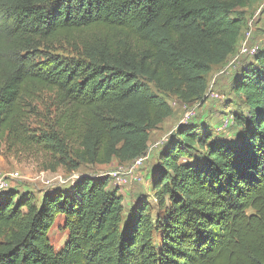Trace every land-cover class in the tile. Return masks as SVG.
Returning a JSON list of instances; mask_svg holds the SVG:
<instances>
[{"label":"trees","instance_id":"obj_1","mask_svg":"<svg viewBox=\"0 0 264 264\" xmlns=\"http://www.w3.org/2000/svg\"><path fill=\"white\" fill-rule=\"evenodd\" d=\"M251 1L0 0V151L52 156L54 169L144 155L173 114L146 83L202 101L240 39L232 14ZM246 57L233 85L246 110L229 135L179 124L148 167L153 201L139 193L126 217L107 176L0 195V264H264V53ZM181 143L201 159L185 162Z\"/></svg>","mask_w":264,"mask_h":264},{"label":"rangeland","instance_id":"obj_2","mask_svg":"<svg viewBox=\"0 0 264 264\" xmlns=\"http://www.w3.org/2000/svg\"><path fill=\"white\" fill-rule=\"evenodd\" d=\"M232 16L239 17L243 24L236 50L224 64L214 66L207 76V90L211 88L220 97L212 98L207 96L203 104L196 110L195 117L186 123L188 124L186 127H195L198 135H213V132L218 133L221 119L224 116L229 115L232 111L241 113L240 111L246 110L243 99L235 95L233 91L234 81L237 75H239V72L234 73V69L239 70L238 67L241 68L243 63L249 61L246 55L239 54L240 45L243 42H246L248 46L257 45L258 49L264 53V0H252L249 6L242 9L239 8L234 11ZM56 53H60V50ZM230 61L234 62L231 63L230 69H226ZM146 84L151 92L158 94L160 98L172 106L173 114L165 119L156 129L150 131L148 142L149 155L144 164L136 171L138 173L137 176L143 178L141 182L135 181L137 178L134 180V178L130 177L131 175L126 174L130 161H121L117 157H112L108 164L103 165L80 164L77 167H73L72 165H70L72 167H66L60 164L54 169L52 165L55 160L52 159V156L37 154V152H10L3 148L0 151V177L7 179V188L17 189L21 195L33 193L40 199L43 192L55 189H69V186L77 176L88 174L98 177H110V186L117 187L119 191L124 193V217L128 214L129 208L136 197L134 196L135 193L139 192L143 198L152 200L150 182L147 177L148 167L157 160V152L161 145L164 144L165 146V138L170 133L176 131L184 113L194 102H182L175 95L160 92L151 83ZM47 97L49 96L41 100L40 107L44 104V100L48 99ZM226 134L229 135V132L226 131ZM181 146H185L189 150V155L192 156L185 162H195L203 156L202 151L204 150L198 146L190 148L184 143H181ZM56 158L60 161L66 159L60 154L56 155ZM15 172L19 173V175H11ZM112 175H115V177H112ZM118 179H127L128 182L117 185ZM3 195H6V192ZM161 211L163 209L161 210L157 206H153V219L161 216ZM154 237L155 241H157L158 235L156 234ZM49 238L56 250L63 245L66 239V231L63 228V216L59 215L55 219L49 230Z\"/></svg>","mask_w":264,"mask_h":264},{"label":"built area","instance_id":"obj_3","mask_svg":"<svg viewBox=\"0 0 264 264\" xmlns=\"http://www.w3.org/2000/svg\"><path fill=\"white\" fill-rule=\"evenodd\" d=\"M249 36V35H247ZM258 51V46L257 45H251V46H248L246 42H243L241 45H240V48H239V54H243V55H246V56H252L254 55L256 52ZM235 58V57H234ZM235 61V60H234ZM234 61H230L229 62V65L226 67V69H230L231 68V63H233ZM234 68V67H233ZM212 97V98H219L220 95L216 93V91H212L211 88H209L208 90H206V93H205V96L203 98V100H199V101H195L193 103V105L188 108L186 110V112L184 113L181 121H180V124H186L188 123L192 118L195 117L196 115V110L203 104L204 100L206 99V97ZM233 122V115L232 113H230L229 115H226L224 116L222 119H221V122H220V127L218 128L219 132L221 131H226V129L232 124ZM166 140V138H165ZM149 155V145H148V148H147V151L144 155H141L139 157H137L136 159L130 161V163L128 164V168H127V172L126 174L128 175H131L130 177L131 178H137L135 181H138V182H141L142 181V177H138V173H136L137 169H139L143 164H144V161L147 159V156ZM11 175H14V176H18L19 173L15 172V173H12ZM112 177H115V175H112ZM7 179H5L4 177H0V195H3L4 192L7 193V191L10 189V188H7ZM127 181V179H118L117 181V185H122V184H125Z\"/></svg>","mask_w":264,"mask_h":264},{"label":"crops","instance_id":"obj_4","mask_svg":"<svg viewBox=\"0 0 264 264\" xmlns=\"http://www.w3.org/2000/svg\"><path fill=\"white\" fill-rule=\"evenodd\" d=\"M163 123V122H162ZM161 125V124H160ZM98 177V176H97ZM113 188V187H112ZM118 194H120L122 197L124 196V193L118 190ZM133 194V193H132ZM139 192L135 193L134 196H137Z\"/></svg>","mask_w":264,"mask_h":264}]
</instances>
